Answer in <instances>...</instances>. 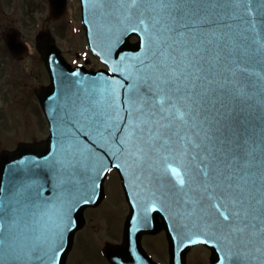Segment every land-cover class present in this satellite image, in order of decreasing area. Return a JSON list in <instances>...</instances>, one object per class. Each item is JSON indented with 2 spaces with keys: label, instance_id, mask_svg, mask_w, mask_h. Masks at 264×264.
<instances>
[{
  "label": "water",
  "instance_id": "95a60500",
  "mask_svg": "<svg viewBox=\"0 0 264 264\" xmlns=\"http://www.w3.org/2000/svg\"><path fill=\"white\" fill-rule=\"evenodd\" d=\"M82 4L91 48L113 74L74 70L41 41L51 137L1 157L0 264H65L114 168L131 214L125 245L107 251L112 263L131 247L145 258L142 236L161 216L174 264L199 243L214 249L212 264H264V5Z\"/></svg>",
  "mask_w": 264,
  "mask_h": 264
},
{
  "label": "rangeland",
  "instance_id": "374dc122",
  "mask_svg": "<svg viewBox=\"0 0 264 264\" xmlns=\"http://www.w3.org/2000/svg\"><path fill=\"white\" fill-rule=\"evenodd\" d=\"M71 8L73 14L55 21L47 0H0V153L49 137V124L36 95L51 82L37 48L41 35H50L72 64L95 70L104 68L88 48L81 7L75 1ZM13 28L22 32L23 41L31 48V54L22 60L13 58L5 45L3 34ZM106 187L104 202L86 211V225L76 236L68 264H109L101 250L122 241L129 205L116 172L110 175ZM143 244L156 260L167 264L169 247L165 232L144 239ZM210 257L208 249L195 247L189 250L187 262L210 264Z\"/></svg>",
  "mask_w": 264,
  "mask_h": 264
},
{
  "label": "snow or ice",
  "instance_id": "6c2138e0",
  "mask_svg": "<svg viewBox=\"0 0 264 264\" xmlns=\"http://www.w3.org/2000/svg\"><path fill=\"white\" fill-rule=\"evenodd\" d=\"M135 2H136V0H132V3H135ZM160 2L161 3H166V4H172L174 6H179V5H183V4H186V3L194 2V0H160ZM259 2L262 5H264V0H259ZM205 99H206V102H208V103L212 104L213 106H215V100L212 97L206 95ZM228 143H229V141L227 139L222 140V144H228ZM172 171H173L174 174H176V170L175 169H173ZM204 175L207 176V173L205 172ZM179 183L182 185L184 183L183 179H180ZM221 215H222L224 220L227 221L229 219V216L227 214L222 212ZM236 215H239V213H236Z\"/></svg>",
  "mask_w": 264,
  "mask_h": 264
},
{
  "label": "flooded vegetation",
  "instance_id": "af4514ba",
  "mask_svg": "<svg viewBox=\"0 0 264 264\" xmlns=\"http://www.w3.org/2000/svg\"><path fill=\"white\" fill-rule=\"evenodd\" d=\"M170 259H168V261H167V264H170V261H169ZM163 263V262H162ZM164 264H166V263H164Z\"/></svg>",
  "mask_w": 264,
  "mask_h": 264
}]
</instances>
